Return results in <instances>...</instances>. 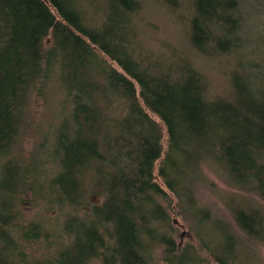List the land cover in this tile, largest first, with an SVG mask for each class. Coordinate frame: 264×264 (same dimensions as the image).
Wrapping results in <instances>:
<instances>
[{
  "label": "trees",
  "instance_id": "trees-1",
  "mask_svg": "<svg viewBox=\"0 0 264 264\" xmlns=\"http://www.w3.org/2000/svg\"><path fill=\"white\" fill-rule=\"evenodd\" d=\"M143 7L0 0V264H34L26 243L39 239L56 246L51 264H153L156 252L166 264H235L242 236L264 246V32L262 57L234 59L222 95L191 55L142 48ZM189 8L193 52L216 57L243 45L239 0ZM50 82L57 116L26 163L28 106ZM204 164L236 192L225 202L232 222L213 219L207 241L181 242L172 206L191 231L190 214L211 219L193 187ZM31 191L60 210L56 230L21 224Z\"/></svg>",
  "mask_w": 264,
  "mask_h": 264
},
{
  "label": "rangeland",
  "instance_id": "rangeland-1",
  "mask_svg": "<svg viewBox=\"0 0 264 264\" xmlns=\"http://www.w3.org/2000/svg\"><path fill=\"white\" fill-rule=\"evenodd\" d=\"M93 1L98 4L103 2V0ZM143 2L144 7L139 13L140 19L138 20L141 28L137 39L138 43L142 45L144 50H149L156 55H163L164 57H174L180 54H186L190 57L191 55L192 63L204 74L213 93L223 95L227 92L229 73L234 66V59L237 61V59L240 60L243 57L242 59L258 60L262 57L261 47H263V42L261 35L264 32V0H239L238 12L242 14L240 34L244 37L243 45L216 57L200 52L195 53L187 44L185 31L191 0H176L175 7L166 0H143ZM86 7L91 12V6ZM112 64L118 68L115 62H112ZM53 85L54 83L52 82L46 85L42 92L43 96L34 99L28 106L29 115L27 122L29 126L22 133L20 140L21 154L25 158L26 163L29 161L32 163L31 157L34 154L37 141L43 137L42 135L54 123L57 116L55 115L56 107L49 100L50 97L52 99L57 97ZM154 118L156 117L154 116ZM156 120L158 119L156 118ZM162 146L164 153L167 148L166 137L162 140ZM48 166L47 164L46 168ZM46 173L48 174L47 169ZM218 173L220 172L213 164L210 166L204 164L202 173L193 180L197 204L210 211V220H195L190 214L188 220L192 221L194 227L193 231H191L185 218L179 215L177 209L172 206L171 218L178 229L179 241H186V239L196 240V237H199L200 241H207V236H210L208 231L213 225V219L232 222L225 202L230 195L228 193H234L235 191ZM157 180L161 183L160 178L157 177ZM171 197L173 198V195ZM173 201L176 202V199L174 198ZM20 210L21 224L40 221L51 231L57 229L55 221L63 218L57 206H46L41 197L37 196L35 198L33 196L32 191L22 196ZM239 243L240 256L235 264H264V246L261 243L250 241L243 236L239 239ZM55 251L56 246L49 239H39L26 243V252L35 258L34 264H51L46 259L51 258ZM202 255L208 259L204 251ZM158 256L156 252V260L153 264H166ZM207 262H210V260L208 259ZM96 264H100V261H96Z\"/></svg>",
  "mask_w": 264,
  "mask_h": 264
}]
</instances>
